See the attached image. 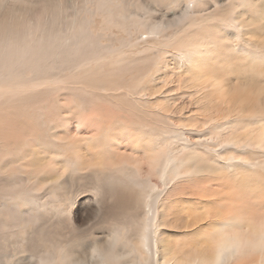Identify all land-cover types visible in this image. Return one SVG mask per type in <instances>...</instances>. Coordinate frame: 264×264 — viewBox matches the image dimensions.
Returning a JSON list of instances; mask_svg holds the SVG:
<instances>
[{
	"label": "bare ground",
	"instance_id": "obj_1",
	"mask_svg": "<svg viewBox=\"0 0 264 264\" xmlns=\"http://www.w3.org/2000/svg\"><path fill=\"white\" fill-rule=\"evenodd\" d=\"M66 1L16 0L10 3L0 0V201H3L0 203V251L10 238L17 249L33 256L32 264H241L243 258L254 253L258 258L251 264H264V216L244 217L237 207L245 200L237 202L235 194H229L225 202L216 203L213 209L208 208L206 202L211 197L205 193V186L189 187L197 178L205 180L213 176L214 171L201 164L187 149L176 151L165 139L161 146L159 142L152 146L149 137L146 138L149 142L142 140V134L146 133L132 128L134 123L128 122L129 119L126 122L122 119L124 112L120 113L122 100V103H126L125 100L135 103L136 99L144 101L155 97L153 105H156L160 94L155 89L158 78L143 89L129 88L127 78H143L149 61L138 58L140 63L139 60L136 62L127 58L122 50L158 42L168 25L192 14V6L186 5L182 14L170 22L147 24L143 17L145 7L152 10L150 6L156 5L158 0H152L150 5L143 3V6L124 1L121 4L118 0H72L71 12H67ZM97 16L102 19L103 30L108 34L91 29ZM201 21L198 25L209 23L204 18ZM238 24L243 26L241 21ZM213 26L208 28L206 25L205 30L198 26L189 31L186 40L175 38L176 41L165 42L168 46L170 41L176 59L183 62V65L174 63L175 69L184 67L191 73L187 78L192 91V95H188L190 106L193 104L191 97L195 96L196 101L206 100L211 109L201 115V120L199 115L183 118L184 110L178 106L167 108L165 112L173 113L172 109H177L181 116L175 121L182 130L194 126L197 128L189 129L202 131L208 126L213 127L215 124L212 123L216 121L221 123L242 117L263 123L264 81L255 79L258 75L253 71L254 78L246 75V80L238 86L227 88L213 71L226 56H214L217 48L209 47L216 41L220 46L229 44L228 53L237 48L246 51L249 47L255 48L247 42L259 36L253 31H245L239 41L235 33L224 35L217 26L215 36ZM114 28L122 31V38H115L110 33ZM141 30L148 35L146 40L138 38ZM101 35L107 43L102 44ZM204 45L209 51L204 50ZM151 50L153 48L149 52ZM110 61H115L114 68ZM106 64L109 65L106 67ZM64 71L66 75H62ZM207 77V82L203 83ZM177 78L176 87L182 89V75ZM139 83L137 85L141 87ZM154 115L152 117L157 114ZM158 116L159 121L161 115ZM71 126L73 133L69 132ZM157 126L159 128V124L153 126L155 131ZM208 141L231 165L253 167L243 154L240 158L233 157V147L245 152L264 151V131L254 137L222 138L220 129L216 128ZM129 146L139 152L125 158L121 147ZM51 150L57 152L46 160V154ZM13 158L18 161L14 162ZM67 170H71L70 174L86 171L90 178L96 177V191L100 197L97 212L104 222L110 221L107 238L91 247L87 260L73 259L69 254L70 244L50 242L49 227L20 235L21 225L28 226L31 215L20 213L15 200L27 199L25 195L32 190L33 182H38V188L43 189L57 183ZM241 179L244 184L249 182L246 177L241 176ZM238 183L233 185L240 186ZM181 188L191 190L193 198L180 199L186 195H178ZM238 189L236 187L237 193H233L244 192L249 198L256 192L255 189H251L253 192ZM174 204L181 205L180 211L189 213L186 217H194L190 221V232L195 223L201 222L200 216H205L204 221L211 217L204 225V221L195 224V232L179 249L166 245L161 233V227L176 221V213L171 209ZM192 208L197 209L193 211L194 215L190 213ZM207 224L212 233L204 228ZM188 227L187 224L183 228Z\"/></svg>",
	"mask_w": 264,
	"mask_h": 264
},
{
	"label": "rangeland",
	"instance_id": "obj_2",
	"mask_svg": "<svg viewBox=\"0 0 264 264\" xmlns=\"http://www.w3.org/2000/svg\"><path fill=\"white\" fill-rule=\"evenodd\" d=\"M8 1L12 3L16 0ZM123 1L129 2L132 5L141 6H143V3L146 5H150L149 2H152V0H118V2L121 4ZM73 3L74 2L72 0L66 1V5L68 8L67 12L72 11ZM153 5L150 6L152 10H147L145 7V15H143V17H145L144 20L147 24H153L162 21L170 22L174 19H177L180 14H182V9L186 5H188L189 8H191L192 6L193 9L191 8L192 14L188 18L181 20L180 22L175 23L173 25L171 24L172 26L168 25L167 29H165V31L163 32V36L165 38L161 37L158 41L159 43L150 42L148 43L149 45L139 44V47L137 48H129L122 50V52L127 58L129 57V59L131 58L136 62L142 58H145L149 61V67L147 71L150 73H147L146 71L147 74L145 73V79H143L144 77L140 79L136 78L139 82L141 81L140 83L135 78L129 76V78H127L129 80L126 79L128 81L127 85L128 83V86L131 85L129 88L131 89V87L134 86L135 90H139L140 88L143 89V87H145L148 83L150 84L155 78H158L156 81L155 89L160 91L156 105H153L156 100L155 97H153L152 99L145 97L146 99H144V101L139 100L141 103L137 99L135 100V103L129 100H125L124 102L126 103H122V100V110L120 112H124L122 119H125L126 122L129 119L130 121L128 122L134 123L132 128H134L135 130H140L142 133L145 132L146 135L148 134V136H146L145 134L141 133L144 137V139L142 137V140H146V138L149 137L151 139L150 141L152 146L156 144V142H159L158 145L161 146L163 145L162 143L165 144V142L167 141L166 144L172 145L173 149H175L176 151L181 150V148L187 149L190 154H194L196 158L200 160L201 164L214 171L215 174L213 173V176L205 180L201 177L197 178L198 180L192 183L189 187V189H193L197 184L205 186V193L211 197L206 202L209 205L208 208L213 209L216 203L225 202L229 197V194H232L233 196L235 194V197L238 196L237 199H234L237 200V202L238 200H245H243L244 202L239 201V203H243L239 204L237 207L238 211L240 209L242 215H245L244 217L264 216V151H257L256 153L250 150L248 152H245L242 149L233 147V149L235 150L233 153V157L234 155H236L240 158L241 154H243L242 157L244 156V159H249V162L252 163L253 167L248 168L242 165L238 166V164L231 165L227 162L226 156L222 158V153L219 152L217 148H215L213 143L208 141V139H210L211 132L215 131L216 128L220 129L222 138L237 135H239L240 137H254V135H256L257 133L264 131V122L259 123L256 119L242 117L234 118L221 123L216 121L212 123L215 124L213 127L208 126V128H204L202 131H200L201 129H198V131H193L189 128L197 127L186 126L188 128L187 130H190L187 131L177 127L178 123L175 120L178 116L180 118L181 115L176 108L175 110H173L174 108L172 109L173 113H170L168 111V113L165 112L167 108L178 106L182 110H184L182 115L183 118L199 115L201 120V115L208 109H211L206 100L196 101L195 96L191 97V99H193V104L190 106L188 95H192V91L189 88L191 82H189L187 78L191 73L187 72L186 69H183L184 67L181 69H175L173 65L174 63L177 62L179 64L181 63L180 65H183V62H180L179 59H176L177 57L175 56V50L173 49L174 46H170V41L168 46L165 43L167 40H175V38H179L177 40H186L190 32L196 30L198 26H200V29H202V25L206 24L203 23L201 25H198V23L203 20V18L204 20L207 19V21L209 22L208 24H206L208 25V28L214 25L211 28H213L212 31L215 36H217V32L214 28H216L215 26H217L218 30L221 31L224 35H230L235 33L239 41L243 39V33L245 31H250L251 33L254 32L253 34L255 36H259V38L261 39L259 40L258 38L252 40L251 42H247L248 44L255 46V48L249 47L246 51L237 48L234 52L231 53L227 52V50L229 49V44H224L220 46L219 42L214 41L213 44L209 45V47L212 46L213 49L217 48V53L214 54V56H221V58H224L226 56V59L224 58V60L221 59L219 61L220 63H222V65L219 63L218 66L216 65L213 68V71H216V75L217 77H219L218 79L222 81L227 88H231L234 85L238 86L240 82L246 80L244 79V77H246V75L248 77L249 74L250 77L252 76V78H254L256 76L255 74H257L259 77L256 76L255 79L259 78V80L261 79L262 81H264V0H158L157 4ZM140 13L141 11L138 12V14ZM206 15H209L211 17L207 16L206 18ZM248 18L251 20V22L252 20L254 22L251 23ZM101 20L102 19H99L98 16L94 17L91 29L96 33L105 32L103 34L106 35L109 32L103 30L104 27ZM239 21L243 22V26H239ZM205 26L203 27V30H205ZM185 29L188 31L186 32ZM110 31L111 34L113 33L112 35H114L115 38H120L121 36H123L122 31H119L118 28H114ZM146 37L148 38V35L145 34L144 30H141L138 35V38L146 40ZM161 39L163 40L161 41ZM101 40L102 44L107 43L103 35H101ZM152 43H154V45ZM209 47L204 45V50L209 51ZM152 48L155 51L151 50L149 52V50ZM142 52L143 54L142 56H140ZM224 61H226L225 64H223ZM110 62L112 63V67L114 68L115 61ZM150 62L152 65L150 64ZM111 63H109L110 65L106 64V67L107 65L111 66ZM244 71L245 73H242ZM253 71L256 73L254 74ZM65 73L67 72L64 71L62 75H66ZM177 75H182V89L176 87L178 81ZM204 76L205 75H203V77ZM126 77L127 76H125V78ZM208 77L204 80L203 83L207 82ZM138 83L142 86L140 87L139 85H137ZM147 99L148 101H145ZM137 102L140 104H137ZM58 106L60 107V104ZM155 109L159 110L160 112L156 111ZM150 113L151 115H149ZM154 113L155 115H157L155 116ZM158 113L162 116V118L160 116L159 121ZM134 115L136 116L135 119L133 117ZM153 115L155 117H152ZM137 118L139 121H137ZM150 119L152 122L155 119L153 124ZM217 119H220V117H218ZM138 122L141 126L140 129H138ZM135 123H137V125ZM141 123L143 126L141 125ZM158 124L159 128L157 126V129L155 131L156 126H153ZM153 129L154 132H151ZM69 132L73 133L72 126L70 127ZM56 152L52 150L48 151V154H46L48 158L46 157V160L49 158H53V155ZM134 152L139 151L137 148L133 149L132 146L125 148L121 147L122 156L124 155L123 157L125 158L131 157V154H133ZM70 155L71 154H69V157H71ZM13 159L14 162L18 161V159L16 158ZM17 168H19V170H23L22 167L18 166ZM70 173L71 170H67L57 183L49 184L43 189L38 188V182H33L34 185L32 186V190L25 195L28 198L22 200H19L17 198L15 200L16 207L20 213L25 215H31V219H29L30 224L28 223V226L26 227L24 225H21L20 235L24 236V234H26L28 231H38L40 229L49 227L50 242L56 244H70L72 245V247H70L69 254H72L73 259L75 258L76 260L78 258L79 260H81L84 258L83 260H87L89 258L87 256H89L88 253L91 247L96 243L103 242V240L107 238V235L109 234L110 221L104 222L101 215L97 212L99 206L97 202H99L100 197L96 191V177L94 179L90 178L88 172L86 171H81L76 174ZM58 174L59 172L56 173V175ZM46 175L48 176L49 174L47 173ZM241 176L242 178L246 177L249 182L244 184V181L241 179ZM237 179L239 180V183L237 182ZM235 181L236 183H238L237 185H240V181H243V184H241L240 186L233 185V183L236 184ZM246 184L247 187H245ZM250 185L252 188L250 187ZM235 186L239 188L238 190H241L242 188L243 190L247 191L255 189L254 191H256L257 193H253L255 196L250 195V198L249 195L248 197H246L247 194L244 192L243 194L240 192H238L239 194H236L237 190L235 191ZM187 190L184 191L182 190V188L180 189L178 195L180 194L181 196H183L186 193V195H184L185 197H179L180 199H187V196H192V192H190L191 190ZM251 192L253 191L251 190ZM214 194H216L215 197H213ZM2 202L3 201H0V203ZM192 203L194 204V201ZM176 205L177 204H174V206H172L171 208L173 209V213H176V221L170 222L167 227H161V233L162 238L165 239L164 243L166 245L172 248L179 249L184 245L185 242L190 239L192 233L195 232L194 230H196L197 227L194 225L197 223H202L204 221L205 216H200L201 222H197L195 224L193 223L194 225L192 229L194 230L190 232L192 224V222L190 221H192L194 217L190 218V216H187L188 218H190L187 219L186 215H189V213L186 214L184 213V211H180V209H182L181 205ZM193 211H197V209L192 208L190 213L193 214ZM33 215H35V217H33ZM216 218L218 217H215V219ZM205 221H211V217L205 219ZM205 221L203 222V225L207 223ZM34 224H37L38 226H35ZM187 224L188 226H190V228L188 227L189 230H184L183 227H185V225L187 226ZM206 227L208 233L213 232V230L211 231L210 225L207 224L206 226H204V228ZM206 235L207 234H205V237ZM6 240L7 242L4 244V248L1 246L2 250L0 251V264L33 263V260L31 259L33 256H31L29 252L17 249L12 244L13 240H11L10 238ZM257 258V254L254 253L246 258H243L241 260V264H251ZM78 259L76 261H79Z\"/></svg>",
	"mask_w": 264,
	"mask_h": 264
}]
</instances>
